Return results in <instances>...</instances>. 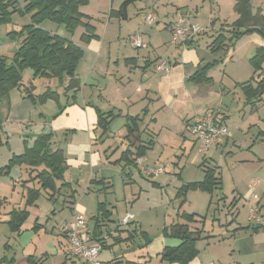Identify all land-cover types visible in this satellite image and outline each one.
<instances>
[{
  "label": "crops",
  "instance_id": "obj_1",
  "mask_svg": "<svg viewBox=\"0 0 264 264\" xmlns=\"http://www.w3.org/2000/svg\"><path fill=\"white\" fill-rule=\"evenodd\" d=\"M122 2L119 3L118 7H115L113 2L106 3V1L105 4L102 5L103 7H109L106 13L108 23L100 32L96 31L95 26L90 22V15L85 13L90 17L88 21L94 26V33L97 35V37L92 38L87 42L80 40V35L85 32V27H83L84 31L75 38L76 29L73 32L65 28L61 31L59 26L53 28L52 26L54 25L48 24L51 22L48 20H45L40 24V27L49 30L51 33H55L72 40L83 50V55L75 70V77L79 82L76 90H64L67 85L68 77H64L62 82H60L57 78H47V80L43 79L46 77L34 78L33 72L29 68L22 71V80L23 76L26 75L29 82L27 85L21 80V87H26L27 93L32 95H38L47 88L57 92L58 101L56 102L52 99V101L55 102L57 109L53 111L43 109V106L41 105L46 104L49 100L44 103L32 102L29 97H24L19 88H17L19 90L17 92V98L14 100H11L12 98L9 96L12 90L9 91L7 95L0 96V120L2 122L4 121L3 127L0 130V144L4 140L6 143H9V134L13 131H18L23 137L17 139V145L15 148H10L12 154L18 155L33 146L37 137L42 134L51 133V140L53 141L51 146L60 147L64 153L65 161L68 167L63 174V178L71 186V188L61 189L58 194H56L52 199H49L47 191L41 189L36 180L23 182L28 178H23V175L18 172V169H14V171L13 169H10L7 174L6 171H3L6 164L3 166L0 162V199L3 203H5L2 204L0 208V223H4L6 227V229H1L0 227V232L3 233V241L0 242V247L2 246V249L0 250H3L4 248V253L9 252L11 249L14 251V256H10V258L4 254L7 260H10L11 258L13 260L10 262H0V264H85L71 254L69 242L65 237L66 232H64L61 227L64 222H72L75 214L77 213L82 214L83 216L85 213H90L88 216L85 215L84 218L88 228L93 232V218L97 214V211L96 213H93L92 210L89 209L88 204L83 202L87 197H89L91 202V197L90 195H86L87 197L84 195L85 197H83L81 201H77L75 196L77 194V189H86L88 191L97 190L98 193H101L100 189L102 186H105L104 182L102 184L97 182L101 178L103 180L112 179L114 186L113 194L105 193V195H107L106 198L108 197V199L110 196L114 195L115 200V202H113L114 204L106 201V207L111 210V216L109 219H104L100 222L103 225L101 228L103 231L101 237L105 241L102 242L104 246L101 247L99 253V258L102 264H112L114 261H119L120 264H124L126 261H137L144 264H180L161 259L160 253L166 246L175 247L182 242L180 238L175 236L164 235L163 229L165 226H169L177 222L184 223L185 221L183 219L177 217V221L174 222L175 220L172 219L170 224H166L167 222L163 220L157 233L150 234L147 229L143 228V220L141 219L143 213H147L148 211L152 212V215L158 217V215L154 213L156 208L155 205L136 208L137 206L135 203L134 205L136 207L130 208L134 210H128L125 207V211L123 213H119V211L121 212L124 208H118L122 205V203H130V207H132L135 202L134 200L140 197V195H137V197L133 198L136 196L133 188L138 183L133 170L140 179H151L154 175L148 176L143 167H149V164L152 165L151 167H156L157 163L162 161L161 159L164 158L162 156V152L160 151L161 149L163 150V147L160 146L161 141L159 142L158 134H155L152 130L155 128H158L159 131L162 129L170 130V127L176 122L177 131L182 137V140H184L186 132L190 131L189 125L195 119L205 113H208V110L211 109L200 108L206 98L207 100L210 99V89L200 86V84L206 83H194L189 80V76L200 66L204 65L203 62H200L196 50L194 51L195 54L193 53L195 58H193L189 50L184 52V60L182 62L174 56H172V58L167 57L166 59L162 58V56L158 54H156L155 57L150 56V52L147 50V46L150 44H147L146 41L149 39L152 42L150 45L152 48L154 45L153 40L162 34V31H158L160 33L153 30L150 32H139L141 34L142 41L145 44L143 48L146 49L140 53L133 54L127 46L119 48V44L121 43L120 38L124 31L116 29L114 23L119 22V20L123 18L117 17L113 13L119 9ZM209 2L214 3V5H219L218 0H209ZM232 3L233 9L234 0H232ZM250 3L252 12H255L258 9L264 12V8H262L261 5L254 8L251 0ZM88 4H90V0H88V3L83 6ZM191 4L192 2H190V5ZM194 8V11L191 7H183L182 5H173V8L170 7L169 10L165 8L163 13L166 15L162 18V22L161 20L156 19L152 26L156 25L158 30H168L171 38V26L174 20L183 13H188L190 17L191 12L197 14V5ZM214 8L215 7L210 6L209 10L211 14L215 13ZM172 10L174 11L171 12ZM170 13L172 14V19L169 18ZM224 28L228 29L227 27ZM220 29L216 30V34L220 32ZM206 32L207 31H200L191 40L186 42L185 45H193V43L197 41L199 35L202 36V34H206ZM243 41H246V43ZM129 45L132 48H137L132 46L130 42ZM175 46H181V44ZM260 46L264 47V36H262L259 31L243 35L238 38L236 42H234L231 49L224 52L225 55H219L218 58L216 57L212 60L214 61L216 59H220V61L215 63L213 67L217 64H222L229 52L230 60H233L238 50L241 51L242 56L246 58L247 64L250 66L249 59L255 54L257 48ZM217 52L220 51H216L215 53ZM189 55H191V61L188 60ZM161 59H165L166 64L169 67V71L167 73L157 71L154 68L155 64ZM188 61H193L197 66L189 68V65L187 64ZM209 76L212 77L211 75ZM237 83L240 82L236 81L233 86H238ZM49 84L51 86H49ZM52 87L54 88L52 89ZM220 90L222 91V89ZM219 94H223V92H220ZM26 98H29L28 101L30 102V105H32L31 108L27 105V103H25L27 100ZM139 101H141L140 105L144 104L143 101H145L144 106L141 107L137 114H129V110H126L125 108L130 107V105L128 106V103L131 105L134 104L135 106L133 107H136L139 104ZM262 101L264 100L262 99ZM21 104H24L22 105L23 107L28 106V117L32 116V114L35 116L34 119H23V125H18V129L16 130L15 123H17L16 118L18 117V112L15 111L14 113V108L16 105ZM38 104L40 107H37ZM259 109H262V114L256 117L253 106L242 113V119L235 124L237 129L242 130V133L234 136H232L230 128L226 125L228 117L227 113L225 111L220 113L217 120L227 127L230 131V135L219 138L209 149L202 151L200 164L205 161L203 166L207 164L211 165V161H213V158L216 156L207 155V152L210 150L214 153H220L225 148L240 147L241 149L246 146L248 151L246 153L247 155L243 156L245 158L244 162L249 163L252 168L254 166L256 167L255 169L258 171V175H260L262 179L261 180L259 178L256 186L263 182L260 186L261 196H259L258 200L250 199V188L248 189L238 183L234 185L235 187L232 190L234 191V195L230 205L234 206L237 205L240 200H245V203L247 202L250 206L255 204L258 205L261 210V207L264 204V145L262 143L259 144V142L264 140V138H262L264 137V107L262 106V108ZM98 111L103 113L112 112V114L115 115V117L110 121L107 131H102V129L97 126ZM257 111L259 112V110ZM136 115L143 116V119L139 124L140 130L132 135H128L126 131L128 116ZM119 116H124L125 122L123 124L124 127L118 129L117 135L119 137L115 138V136L110 133L111 124ZM30 120H32V123ZM260 121H262L261 124ZM172 122L174 123L172 124ZM173 127L176 128V125H173ZM255 127L259 128V132L256 135L254 134L255 132H253L256 129ZM4 136L7 137L4 138ZM121 137L122 139L118 143L119 138ZM245 137H249L248 140H245ZM250 137L252 143H250ZM192 141L190 149L198 144L193 135ZM148 143L151 144L149 145ZM142 145L147 146V148L145 150V154L140 157L141 162L146 160L141 169L139 168L140 163L137 162L139 158L134 160V154L122 156V153L126 150L135 153L136 148ZM163 145L164 143H162V146ZM159 146L161 149L157 150V147ZM254 149H256L257 152H254ZM227 153L231 155L233 154L231 150H228ZM183 155L184 154L181 153L178 156L179 159H177L176 162H173V166H175V164H179L178 161ZM235 162L237 163V161ZM245 163L242 164L247 165ZM203 166L200 167L204 168ZM112 167H119V170ZM236 167L237 165L233 162L231 168ZM176 175L179 180L177 183L175 182V184H173L176 191L185 183L200 181L185 180L182 178V173L180 172ZM160 176H154L158 180H153L154 182H151V186L162 187L172 183V181L169 180V177L161 182L159 180ZM220 188L222 189V186L215 188L214 190ZM29 189L38 190L39 196L33 200L32 204L25 205V201L27 200L26 193ZM73 189H75V192H72ZM187 193L188 192H186L185 196ZM42 194H44L43 199H41ZM185 196L184 198H180L181 201L184 202ZM59 198L61 201L58 209L54 205L58 203L57 200ZM225 198H227L226 195L220 197L219 199L224 200ZM174 199L178 198L174 196ZM243 205L245 206V204ZM249 205L247 208V219L248 209L250 207ZM181 206L179 209L177 208L178 211L186 212L181 209ZM23 207H26L29 214V208L33 207L35 209L33 212L35 218L32 223L25 224L29 217L28 215L27 219L22 224V231L19 234L10 232L7 225L8 212L12 208ZM114 212L117 214L115 215ZM124 218H126V222L124 224H120ZM164 218L165 215L163 214V219ZM197 222L198 219L196 222L189 223V226L191 228H198L192 226V224ZM106 230H108L112 236H120L122 238L126 237L128 239L125 238L123 240H118V242L114 241L113 237L106 233ZM209 234L218 235L219 233ZM215 237L206 239L212 240L215 239ZM210 247V243H208V246L204 247L203 255L197 247V255L187 264H219V256H210L208 253L207 255H204L209 250L207 248ZM104 251H106L105 255H103ZM2 257H0V260Z\"/></svg>",
  "mask_w": 264,
  "mask_h": 264
},
{
  "label": "rangeland",
  "instance_id": "obj_2",
  "mask_svg": "<svg viewBox=\"0 0 264 264\" xmlns=\"http://www.w3.org/2000/svg\"><path fill=\"white\" fill-rule=\"evenodd\" d=\"M106 3L113 2V5L115 7H118L119 3L124 0H105ZM104 0H90V4L86 6H81V11L90 15L91 19L90 22L95 26L96 31L100 32L104 26L108 23V19L106 18V13L109 9V7H103L102 5L105 4ZM26 0H18L19 6H22L25 4ZM190 2L192 4L190 5ZM252 5L254 8L256 6H262L264 8V0H251ZM219 5L209 2V0H134L131 2L127 7V18L121 19L119 22L114 23V26L116 29H120L121 31H124L123 35L120 38L121 43L119 44V48H122L123 46H127L128 49L133 53L137 54L140 53L146 49L142 48H132L129 45L130 39L133 35H135L137 32H144V31H157V33H160L158 31H162L158 37H156L153 40V47L151 48L152 42L148 39L146 42L147 44H150L147 46V50L150 52L151 57H155L156 54L162 56V58H167L174 56L179 59V61H183V53L187 50L190 51L193 58L194 57V51L196 50L197 56L200 59V62H203V64L212 61L214 58H218L219 55H223L225 51L223 50L220 52L215 53L214 51L210 50V43L213 41V39L216 36V30L220 29L221 27H227L232 25L233 22L236 20V13L232 9V0H218ZM173 5L177 6H183V7H191V9L194 11L195 6L197 5V14L194 12H191V17L189 15L190 21L193 24L198 25L201 29L200 31H207L206 34L203 33L202 36L199 35L197 38V41L193 43V45L188 46L185 44H182L181 46H175L170 44V34L168 30H158L156 28V25L152 26L149 25L145 21V16L148 12H151L155 19H159L162 22V18L165 17L166 14L163 13L164 9L166 8L169 10V8H173ZM149 6V7H147ZM210 6L215 7V13L210 12ZM146 8V9H145ZM172 10L171 12H173ZM162 14V15H161ZM264 14V12H263ZM172 14H169V18L172 19ZM30 15L25 13H19L18 11H14L10 15V21L4 22L0 24V54L3 56H6L8 58L12 57L14 51L17 49L19 41L21 39V36L19 34H10L11 31H17L19 33L21 27L24 24L30 23ZM161 17V18H160ZM48 24L54 25L52 26L57 27L59 26L61 31L64 29V25H60L58 23L49 22ZM152 26V27H151ZM84 26H78L75 31V38L80 35L84 31ZM146 32V34H147ZM13 33V32H12ZM129 35V36H128ZM226 36L230 35V32L225 33ZM131 36V37H130ZM237 41V40H236ZM234 41V42H236ZM165 42V43H164ZM246 43V41H243ZM156 44V45H155ZM241 46V45H239ZM188 48V49H187ZM231 49V48H229ZM228 49V50H229ZM240 49V48H239ZM193 51V52H192ZM176 54H174V53ZM194 53V54H193ZM174 54V55H173ZM225 55V54H224ZM230 52L227 57H225L224 62L221 64H217L215 67L211 68L209 71V75L212 76L213 82L206 83V84H200L201 87H206L210 89V95L209 100L207 98L204 100V103L202 106H200L201 109L211 108L208 110V112L213 113L214 115L220 116V113L225 111L228 115L226 125L230 128L232 136L234 135H240L242 133L241 129H237L236 125L239 120L242 119V113L249 109L251 107L250 104L244 103V98L242 95V92L239 88V86L234 87L233 84L241 81H245L249 79L253 75L252 68L247 64L246 58L242 56V53L240 50L237 51L236 55L234 56L233 60H230ZM191 55L188 56V60H190ZM165 59H161L160 61ZM187 62L189 65V68L196 67V63ZM155 67V66H154ZM264 68V65H263ZM47 80V78H43ZM26 75L23 76L22 82L28 85V81ZM51 82V81H49ZM49 86H51L49 84ZM54 87H52L53 89ZM218 89V90H217ZM222 89V91L220 90ZM12 90V91H11ZM10 91V97L11 100H14L17 98V92L19 91L17 88H12ZM137 92V91H135ZM134 92V93H135ZM220 92H223V94H219ZM225 92V94H224ZM203 98V97H201ZM27 100L25 103L31 108L32 105H30V102L28 101L29 98H26ZM264 100V95L262 97ZM48 101V100H47ZM141 101H139V104L136 107L134 104L131 105L128 103V106L125 107L126 110H129V114H137L141 107L144 106V104L140 105ZM21 105H16L14 108L15 111L18 112L16 121L17 123L15 126V129H18V125H23L24 120L34 119V116L28 117L27 114V107H23ZM224 105V106H223ZM43 109L47 111H53L57 109L56 104L52 99L44 104ZM37 107H40L39 104ZM130 108V109H128ZM262 103L259 102L257 104V107H254L255 111V117L262 114ZM259 110V112L257 111ZM20 111V113H19ZM125 113V112H124ZM14 117V115H13ZM22 118V119H21ZM24 119V120H23ZM22 120V121H21ZM32 123V120H30ZM4 122V121H3ZM22 122V123H19ZM125 122L124 116L117 117L114 122L111 124V135L115 136V138H118V129L123 128V124ZM175 122V121H174ZM172 122V124L174 123ZM262 121H260V124ZM6 124V123H5ZM173 125H176V128L173 127ZM170 127V130L162 129L159 131L158 128H155L154 133L158 134L160 146L163 147V150L159 147H157V150L161 149L162 152V158L160 162L157 164L165 165V172L157 174V176H160L159 180L162 182V180H165L169 177V180L172 181V183H169L170 185H164L162 187H156L151 186V182H154L158 179H156L154 176L151 179H140L138 175L133 170L134 174L137 177L138 183L136 186H134V192L135 195L133 198H136L132 205L130 207V203H122V205L118 209H123L119 213H123L125 211V207L128 210H134L130 208H140L141 206H149V205H155V211L158 215L156 217L155 215H152V212L143 213L142 219L143 220V228L147 229L150 234H156L158 231V228L161 227V223L163 220L167 222L166 224H170L172 222V219L177 221V215H176V209L179 207L181 199H174L175 191L176 189L173 187V184L175 182L177 183L179 180L177 178V173H182V178L185 180H201L203 177V168L199 166L200 164V157L201 152L199 151L198 147L199 144H196L195 146L191 148L190 145H192V135L190 131L186 132V137L184 140H182V137L180 136L179 132L177 131V124L176 122ZM235 125V126H234ZM254 134L256 135L259 132V128L255 127ZM26 129V128H25ZM151 129V127H150ZM233 129V130H232ZM246 131V130H245ZM243 131V132H245ZM9 143H6L5 140L0 144V162L1 165H5L8 162V159L11 158L14 154H12L11 147L15 148L17 145V139L22 138L23 136L19 134V132L13 131L9 134ZM7 137V136H6ZM4 136V138H6ZM249 137H245V140H248ZM264 138V137H262ZM122 139L119 138L118 143ZM19 143V140H18ZM162 143L164 145L162 146ZM250 143L251 137H250ZM249 143V144H250ZM262 143L264 145V140L260 141L259 144ZM261 144V145H262ZM9 145V146H8ZM264 147V146H263ZM264 149V148H263ZM228 150H231L233 154L227 153ZM247 148H241L235 147V148H225L220 153H214L213 151H206L207 155H215L216 157L213 158V161H211L212 166H216L218 175L221 179V186L222 189H216L212 194H209L204 191H195L190 190L188 191L187 195L185 196V200L182 203L181 209L185 210L186 212L195 213L197 215L196 219H198L197 223L192 224V226L202 228L204 229V234L206 233H219L215 239L208 240L206 238H201V240L197 241V247L200 253L203 255L204 247L208 246V243L211 244L210 248L204 255L210 254V256H219V264H264V204L261 207L260 210V220H248L247 217V208L248 203H245L244 201H239L237 205L231 206L230 203L232 201V197L234 195L233 188L234 185L241 184V186H245L246 188H250L249 184L253 183L254 178L261 179L260 175H258V171H256V167L250 166L249 163L244 162V157L247 155ZM155 152V151H153ZM152 152V153H153ZM254 152H257L256 149H254ZM183 153L184 155L181 157V159L178 161L179 164H175L173 166V162H176L178 156ZM12 156L10 157V155ZM18 154V153H16ZM233 156V157H232ZM139 160V159H138ZM137 160V162H139ZM237 161V163L235 161ZM144 162H141L139 165V168L142 169ZM233 162L237 165L236 168H231V165ZM151 163V162H149ZM242 163H245L247 165H243ZM152 165L149 164V167ZM148 167V166H147ZM27 168L26 165H14L10 169H18V172H20L23 175V178H29L28 172L25 169ZM114 168V167H112ZM144 168V167H143ZM244 170H243V169ZM8 168H3V171H6L7 174L9 172ZM116 170H119L118 168H114ZM253 169V170H252ZM16 174V173H15ZM101 175V174H99ZM150 176V175H148ZM12 179V177H11ZM154 180V181H153ZM262 180V179H261ZM110 181V189H107V192H101L98 193L97 190L88 191L84 188V190L77 189L76 194V200L81 201L83 197L86 195H90L91 202L89 200V197L85 198L83 202L88 204V207L90 210H92L93 213H96V207L97 203L99 201H108L111 204H114V195L106 198V194H113V183L112 179H109ZM248 182V183H247ZM263 183V182H262ZM262 183H259L253 191L259 196H261L260 186ZM142 188V189H141ZM110 191V192H109ZM44 192V191H43ZM140 193V194H139ZM85 195V196H84ZM226 195L227 198L224 200L219 199L220 197ZM44 198V194L41 195V199ZM132 199V198H130ZM60 198L57 200L58 203H56L54 206L59 209L60 207ZM55 202V201H54ZM46 203V202H45ZM136 203V206L134 205ZM5 204V203H3ZM124 204V206H123ZM245 204V206L243 205ZM250 206V205H249ZM34 208L30 207L29 211V217L26 220L25 224L32 223L35 216L33 215ZM79 214V213H77ZM75 214V215H77ZM90 213H85L86 216H88ZM116 215L117 213L114 212ZM163 214L165 215V218L163 219ZM82 215V214H79ZM84 215V216H85ZM83 216V215H82ZM83 216V217H84ZM75 217V216H74ZM89 218V217H88ZM85 219V218H84ZM261 228H259L257 231L252 230V227L255 225H261ZM249 226L248 229H241L240 227ZM1 229H6L4 223H0ZM144 229V230H145ZM228 234V235H225ZM223 235V236H221ZM3 241V233L0 232V242ZM2 249V246L0 247ZM3 250H0V257L6 256L10 258V256H14L13 249H11L9 252L4 253ZM105 252L103 255H105ZM101 256V254H100ZM18 258V257H17ZM100 259V258H99Z\"/></svg>",
  "mask_w": 264,
  "mask_h": 264
},
{
  "label": "trees",
  "instance_id": "obj_3",
  "mask_svg": "<svg viewBox=\"0 0 264 264\" xmlns=\"http://www.w3.org/2000/svg\"><path fill=\"white\" fill-rule=\"evenodd\" d=\"M134 0H124L119 9L113 14L123 19L127 18L126 8ZM88 3V0H26L25 4L19 6L18 0H0V24L10 21V15L14 11L30 15V23L23 25L20 32L11 31L10 34H19L21 40L17 49L14 51L10 60L6 56L0 54V96H5L12 88H19L24 97H29L32 102L44 103L49 99L58 101L57 92L50 88L45 89L38 95L27 93V88L22 86V71L31 69L33 77L57 78L60 82L64 77H68L67 85L64 90H76L78 87V79L75 77V70L79 60L83 55V50L76 45L72 40L51 33L40 27V24L45 21H51L64 25L65 29L73 32L78 26H84L85 32L80 35V40L87 42L92 38L97 37L94 33V26L88 21L90 18L83 13L81 6ZM233 9L237 14L236 20L228 29L222 27L216 34L209 47L211 51L228 50L238 38L243 35L259 31L264 36V14L258 9L255 12L251 10L250 0H234ZM13 32V33H12ZM230 32L229 36L225 33ZM220 59L208 62L200 66L194 73L189 76V80L194 83H209L212 82V77L208 75V71ZM249 64L253 70V75L246 81L237 83L244 97V102L251 106L257 107L259 102H262L264 94V47L257 48L255 54L249 59ZM218 117V115H215ZM115 117L112 112H97V126L102 131H107L110 121ZM143 116H128L126 131L128 135H132L139 131V124ZM127 135V136H128ZM52 134H42L37 137L33 146L28 148L21 154L13 155L4 168L10 169L14 165H26L29 178L23 182L36 180L39 187L47 191L48 198L52 199L63 188H71L70 184L63 178V174L67 169L65 156L60 147H52ZM149 145L151 143H148ZM147 146L142 145L136 148V152L132 153L126 150L122 156L133 155L134 160H137L145 154ZM149 148V147H148ZM133 160V161H134ZM203 161L199 166H203ZM204 176L200 181L189 182L181 185L176 191V198H184L189 190H201L212 194L215 188L221 186V179L217 173V167L212 165L203 166ZM105 186L100 189L101 192H107L110 189V181L102 178L97 181ZM75 192V189L72 190ZM110 192V191H109ZM38 190L29 189L26 193L25 205L33 203L38 195ZM74 194V193H73ZM179 204L178 209L180 208ZM3 201L0 199V208ZM106 201L97 203V214L93 218V239L104 246L102 242V224L104 219H109L111 210L107 209ZM177 216L183 219L184 223H174L165 226L163 229L164 235L175 236L180 238L182 242L175 247L166 246L160 253V257L168 262H177L187 264L198 253L196 242L201 238L215 237L217 234H204L202 228H191L189 223L196 222L197 215L194 213L179 212ZM29 212L26 207L12 208L8 212L7 225L10 232L19 234L22 231V224L27 219ZM262 225H255L252 230L257 231ZM36 228V227H35ZM248 229L249 226L240 227ZM117 231V230H116ZM108 235L111 233L106 230ZM112 236V235H111ZM65 237L68 241L67 233ZM114 241L123 240L120 236H112ZM128 239V238H126ZM3 256L0 262H10ZM112 264H120L119 261H114ZM124 264H144L137 261H126Z\"/></svg>",
  "mask_w": 264,
  "mask_h": 264
},
{
  "label": "built area",
  "instance_id": "obj_4",
  "mask_svg": "<svg viewBox=\"0 0 264 264\" xmlns=\"http://www.w3.org/2000/svg\"><path fill=\"white\" fill-rule=\"evenodd\" d=\"M145 21L152 25L155 23L151 12H148L145 16ZM200 27L193 24L190 21L188 13L179 15L171 26V38L170 42L174 45L185 44L191 40L195 35L200 32ZM130 43L134 47H144L145 44L142 41L141 34L137 32L130 39ZM157 71L168 72L169 67L166 61L162 60L155 64L154 67ZM264 107V101L261 102ZM3 122L0 120V130L3 127ZM189 130L199 144V151L209 149L219 138L229 136L230 131L226 126L218 122L217 117L213 113H205L199 118L195 119L190 125ZM138 163H141L139 158ZM147 175H157L165 172V165L157 164L156 167H144ZM259 179L254 178L253 183L249 184L250 187V199L258 200V195L253 191L256 187ZM248 198V199H249ZM260 209L258 205H251L248 209V220H260ZM127 218V217H126ZM124 218L120 224L126 222ZM61 229L67 233L68 242L70 245L71 254L84 262L85 264H102L99 259V253L101 250V244L93 239L91 230L88 228L86 221L82 215H75L72 222H64ZM80 229V230H78Z\"/></svg>",
  "mask_w": 264,
  "mask_h": 264
}]
</instances>
